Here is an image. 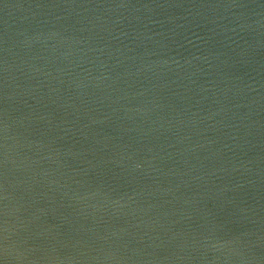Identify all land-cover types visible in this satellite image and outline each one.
Returning <instances> with one entry per match:
<instances>
[{"label": "water", "instance_id": "1", "mask_svg": "<svg viewBox=\"0 0 264 264\" xmlns=\"http://www.w3.org/2000/svg\"><path fill=\"white\" fill-rule=\"evenodd\" d=\"M0 264H264V0H0Z\"/></svg>", "mask_w": 264, "mask_h": 264}]
</instances>
